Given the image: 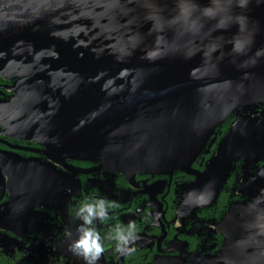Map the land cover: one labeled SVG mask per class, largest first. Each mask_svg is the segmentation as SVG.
<instances>
[{
    "label": "water",
    "instance_id": "1",
    "mask_svg": "<svg viewBox=\"0 0 264 264\" xmlns=\"http://www.w3.org/2000/svg\"><path fill=\"white\" fill-rule=\"evenodd\" d=\"M0 70L25 76L21 114H56L65 125L50 137L130 178L189 172L235 115L189 184L187 203L200 208L238 157L259 156L264 132L251 115L264 103V0H0Z\"/></svg>",
    "mask_w": 264,
    "mask_h": 264
},
{
    "label": "flooded vegetation",
    "instance_id": "2",
    "mask_svg": "<svg viewBox=\"0 0 264 264\" xmlns=\"http://www.w3.org/2000/svg\"><path fill=\"white\" fill-rule=\"evenodd\" d=\"M23 77L0 70V264H86L71 250L85 226L77 213L100 200L107 219H94L91 227L105 251L94 264H264V139L256 141L254 161L240 156L232 163L214 204L187 203L189 184L235 115L215 129L189 172L137 171L130 178L114 164L76 158L64 137H50L65 125L56 114H21L16 94L30 90ZM251 116L264 132V103ZM117 232L125 242L114 238Z\"/></svg>",
    "mask_w": 264,
    "mask_h": 264
},
{
    "label": "clouds",
    "instance_id": "3",
    "mask_svg": "<svg viewBox=\"0 0 264 264\" xmlns=\"http://www.w3.org/2000/svg\"><path fill=\"white\" fill-rule=\"evenodd\" d=\"M103 200L96 203H84L77 215L83 220L85 226L78 229V238L72 243L71 250L86 261V264H94L105 251L99 232L91 227L94 219H107V209ZM132 226V224H130ZM119 243L125 242L127 237L117 232L114 237Z\"/></svg>",
    "mask_w": 264,
    "mask_h": 264
}]
</instances>
